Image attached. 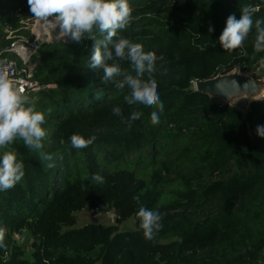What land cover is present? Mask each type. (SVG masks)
Listing matches in <instances>:
<instances>
[{"label":"trees","instance_id":"obj_1","mask_svg":"<svg viewBox=\"0 0 264 264\" xmlns=\"http://www.w3.org/2000/svg\"><path fill=\"white\" fill-rule=\"evenodd\" d=\"M129 3V24L118 35L155 54L143 79L155 83L163 110L126 105L127 88L89 67L94 41L41 44L31 57L40 89L28 96L45 116L42 151L53 167L22 140L0 149L25 166L24 178L0 192V264H264V138L256 134L264 100L243 114L193 91L196 81L264 63V52L254 50L255 27L237 49L218 42L229 15L239 19L247 8L253 24L264 20V0ZM32 15L28 0H0V52L9 32L32 39L22 25ZM112 63L134 75L126 60ZM132 111L140 118L131 120ZM73 134L93 142L74 149ZM141 205L162 216L151 240L139 228ZM86 208L113 210L115 225L61 232ZM131 217L134 230L120 232Z\"/></svg>","mask_w":264,"mask_h":264},{"label":"clouds","instance_id":"obj_2","mask_svg":"<svg viewBox=\"0 0 264 264\" xmlns=\"http://www.w3.org/2000/svg\"><path fill=\"white\" fill-rule=\"evenodd\" d=\"M31 13L38 18L52 17L54 14L55 27L59 29V38H67L79 43L81 40H92L93 48L90 54L92 69H103L101 80L112 81L118 89L127 88L124 103L130 108L163 110L159 93L151 78L145 80L144 75L154 71L155 54L145 52L139 44L118 35L129 24L132 14L129 0H28ZM264 20L257 19L253 24L252 15L247 8L241 11L239 19L229 15L225 27L218 37V42L223 50L239 48L248 37L249 32L255 27L256 38L254 50L264 52ZM214 28L209 25L208 32ZM96 33L101 39L96 38ZM126 60L133 74H122L117 63L108 64L109 61ZM123 75L122 80H115ZM112 114L121 116L122 110L114 106ZM140 111H132L131 120L140 118ZM152 124L159 123L158 111L150 112ZM45 116L35 107V102L28 95L22 94L15 82L10 80L3 71H0V149L22 140L25 147L40 152L43 160L49 161L48 167H53L52 156L42 151L43 139L46 130L42 125ZM257 136L264 138V125H257ZM70 143L74 149L87 148L93 138H84L82 135L73 134ZM25 176V166L17 158L14 151L0 153V192L13 188ZM92 180L103 183V177L94 174ZM139 200L138 197H134ZM137 217L139 228L146 239L151 240L154 233L162 228V216L158 211L140 206ZM2 244V237H0Z\"/></svg>","mask_w":264,"mask_h":264},{"label":"rangeland","instance_id":"obj_3","mask_svg":"<svg viewBox=\"0 0 264 264\" xmlns=\"http://www.w3.org/2000/svg\"><path fill=\"white\" fill-rule=\"evenodd\" d=\"M29 18L23 23H26V29L29 32V35L34 36L35 34L41 41L45 42H51L54 39H61L58 37L57 33L59 29H53V31L49 32L47 35L40 34L38 35V30H40L41 27L44 28L43 24H38L39 28H36V21L39 19L38 17ZM45 20H48L49 22H52L54 24V14L52 17L43 18ZM41 25V26H40ZM27 39H30L29 37L24 36ZM67 38H64L65 41ZM238 70H236L237 72ZM237 74V73H236ZM236 76L241 77V81L239 84V89L234 92V94L230 95L228 98L224 99H217V103H228L230 106H232L235 109L240 110L241 112L245 113L248 109V104L251 101V98L254 97L253 94L250 93L251 85L256 86L253 89L254 94L257 98H260L264 96V63H260L257 67L251 69V70H239L238 74ZM260 86V87H258ZM262 95V96H261ZM255 97V99H257ZM75 216V223L72 226H61V232H65L68 230L73 229H79L86 225H102V226H111L115 225V214L114 211L111 209H100L99 211H93L91 209H83L79 212L74 213ZM119 231L120 232H130L134 230V218H128L123 223L119 225ZM3 232H1V235Z\"/></svg>","mask_w":264,"mask_h":264},{"label":"built area","instance_id":"obj_4","mask_svg":"<svg viewBox=\"0 0 264 264\" xmlns=\"http://www.w3.org/2000/svg\"><path fill=\"white\" fill-rule=\"evenodd\" d=\"M45 20L39 18L36 21V28L38 29V22ZM52 23V22H51ZM53 24V23H52ZM26 29V23H22ZM53 31L51 27L38 30V35ZM12 32L8 33L9 39H12L7 50L0 52V71H3L7 77L14 81L16 86L21 90L22 94L29 95L35 93L40 89L37 82L33 81L34 65L31 64V57L38 51L39 47L45 41L38 40L39 36H32V39H27L24 36H11ZM49 42V41H48ZM7 54L8 56H3Z\"/></svg>","mask_w":264,"mask_h":264},{"label":"water","instance_id":"obj_5","mask_svg":"<svg viewBox=\"0 0 264 264\" xmlns=\"http://www.w3.org/2000/svg\"><path fill=\"white\" fill-rule=\"evenodd\" d=\"M60 41H64V40L63 39H54L51 42H60ZM236 70L239 71L240 69L235 68V69L231 70L230 72H227L226 74H217L216 76H214L210 79L203 80V81H196L193 84V91L208 96L209 99L212 100L213 102H218L217 99L228 98L230 95L234 94V92L236 90L239 89L241 77L236 76L238 74V71L236 72ZM253 85L254 84L251 85L250 93L253 94L254 97L251 98V101L249 102L248 106L253 102H259V101L264 100V96H262V95H261L262 97H260V98L256 97V95L253 92V89L256 86H253ZM258 87H260V86H258ZM255 97L257 99H255ZM222 104L230 106L226 102H224ZM230 107H232V106H230ZM235 110L241 112L238 109H235ZM241 113H243V112H241Z\"/></svg>","mask_w":264,"mask_h":264},{"label":"bare ground","instance_id":"obj_6","mask_svg":"<svg viewBox=\"0 0 264 264\" xmlns=\"http://www.w3.org/2000/svg\"><path fill=\"white\" fill-rule=\"evenodd\" d=\"M40 23V22H39ZM41 23L43 24L44 28H49L51 27V29H58L55 27V24H52L51 22H49L48 20H42ZM41 26V25H40ZM36 35V34H35ZM59 37V36H58Z\"/></svg>","mask_w":264,"mask_h":264}]
</instances>
